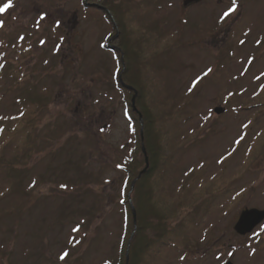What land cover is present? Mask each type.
I'll list each match as a JSON object with an SVG mask.
<instances>
[{
  "label": "rangeland",
  "instance_id": "374dc122",
  "mask_svg": "<svg viewBox=\"0 0 264 264\" xmlns=\"http://www.w3.org/2000/svg\"><path fill=\"white\" fill-rule=\"evenodd\" d=\"M103 1L11 0L0 12V49L22 71L17 92L0 81V119L26 98L39 123L27 152L0 150V264L118 257L132 125ZM183 1L116 0L147 55L135 72L167 156L153 189L171 232L150 263L264 264V222L233 231L244 209L264 211V0H235L226 17L233 0Z\"/></svg>",
  "mask_w": 264,
  "mask_h": 264
},
{
  "label": "trees",
  "instance_id": "16d2710c",
  "mask_svg": "<svg viewBox=\"0 0 264 264\" xmlns=\"http://www.w3.org/2000/svg\"><path fill=\"white\" fill-rule=\"evenodd\" d=\"M102 6L106 18L108 17L110 20L112 18L118 28V43L114 47V51L119 56L116 77L119 71L122 70L120 62L122 59L125 67L122 77L123 84H119V81L117 83L116 80V85L118 90L124 91L125 96H123V99L132 125L130 128V140L132 142L128 147L130 157L119 169L122 173V199L119 200V203L124 206V232L118 247V257L112 264H126L128 243L127 264H151L150 262L157 257V252L167 244V235L171 232V227L167 222L169 219L168 214L171 211H169V208L154 204L155 189H153V180L156 178L158 170L166 163L167 156L161 143V136L156 129L157 118L150 106L143 102L145 97L144 83L140 76H136L137 73L135 72L145 62L147 55L144 54L143 47H138V44L130 39L129 34L131 31L124 22V15H122L116 0H104ZM3 26V23L0 24V29ZM3 38L6 39L7 35L4 34ZM4 43L3 40L0 41V48ZM18 43L21 42L18 41ZM19 48L30 50L28 44L23 45L21 43ZM12 62V59H7L3 49H0V81L9 78L13 80L6 91L7 93L17 92L18 88L22 86V71L20 68L15 67ZM262 74L261 78H264V71ZM263 87L264 84L262 83L260 91H263ZM133 91L136 92L135 109L138 112L137 114L140 115V119L132 111L131 98L134 95ZM25 102L26 98L23 101L21 99L17 100L19 113L0 119V150L6 151L13 145L15 151H10L9 154H12L14 158L17 157L19 152L25 153L28 151L29 140L34 136V132L39 126L34 115L28 113ZM249 120L251 123L253 122V119ZM141 129L143 147L148 160L147 168L141 152ZM14 163L17 166L16 169H19L20 164ZM16 166L12 165L14 168ZM143 171L145 172L143 173ZM12 175L8 177V183H11ZM11 185L15 184L11 183ZM12 190L14 189L12 188ZM128 193L131 194L134 217L128 204ZM164 202L168 204L165 200Z\"/></svg>",
  "mask_w": 264,
  "mask_h": 264
},
{
  "label": "water",
  "instance_id": "95a60500",
  "mask_svg": "<svg viewBox=\"0 0 264 264\" xmlns=\"http://www.w3.org/2000/svg\"><path fill=\"white\" fill-rule=\"evenodd\" d=\"M199 0H185L183 6L187 7L191 4L197 3ZM216 114H222L223 110L218 108L215 109ZM144 153V152H143ZM264 220V211H258L255 209L243 211L237 223L234 226V230L239 235H245L250 233L257 225H259Z\"/></svg>",
  "mask_w": 264,
  "mask_h": 264
},
{
  "label": "snow or ice",
  "instance_id": "6c2138e0",
  "mask_svg": "<svg viewBox=\"0 0 264 264\" xmlns=\"http://www.w3.org/2000/svg\"><path fill=\"white\" fill-rule=\"evenodd\" d=\"M10 7H12L11 0H9V3L4 5L3 8H0V12H3ZM231 11H235V0H233V7L229 10V12L224 13L225 17L228 16ZM66 255H67V253H65L64 256L61 257V259H64Z\"/></svg>",
  "mask_w": 264,
  "mask_h": 264
}]
</instances>
